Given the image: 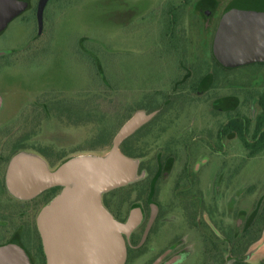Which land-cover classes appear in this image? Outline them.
<instances>
[{
	"label": "rangeland",
	"instance_id": "obj_1",
	"mask_svg": "<svg viewBox=\"0 0 264 264\" xmlns=\"http://www.w3.org/2000/svg\"><path fill=\"white\" fill-rule=\"evenodd\" d=\"M39 1L24 0L0 32V48L12 51L0 79L12 104V114L0 111V140L12 139V160L46 165L48 156L52 171L104 157L131 118L147 117L120 143L128 155L118 147L134 160L135 179L102 194L125 208L157 191L162 248L129 264H151L170 246L160 264H264V226L240 255L225 243L264 209V148L248 158L234 133L219 135L238 118L252 141L263 117L264 62L229 66L213 49L226 13L264 8V0H47L38 13ZM46 206L0 192L1 215L12 212L17 238Z\"/></svg>",
	"mask_w": 264,
	"mask_h": 264
},
{
	"label": "water",
	"instance_id": "obj_2",
	"mask_svg": "<svg viewBox=\"0 0 264 264\" xmlns=\"http://www.w3.org/2000/svg\"><path fill=\"white\" fill-rule=\"evenodd\" d=\"M46 2L40 0L38 13ZM23 4L24 0H0V26L15 17ZM213 49L229 66L264 62V8L236 7L226 13ZM146 118H131L104 157H78L52 171L37 157L12 160L6 180L15 197L31 199L48 188L61 187L37 217L46 264H123L121 233L134 223L117 222L102 205L101 196L135 179L134 160L118 147ZM0 264H29V260L19 243L11 241L0 245Z\"/></svg>",
	"mask_w": 264,
	"mask_h": 264
},
{
	"label": "flooded vegetation",
	"instance_id": "obj_3",
	"mask_svg": "<svg viewBox=\"0 0 264 264\" xmlns=\"http://www.w3.org/2000/svg\"><path fill=\"white\" fill-rule=\"evenodd\" d=\"M38 5H39V3H38ZM11 22H12V19L7 21L4 24V26H0V32L2 31V29L5 26L8 27ZM0 37H1V33H0ZM11 68H12V51H11V49H8L7 46H5L4 49L0 48V79H1V74L2 73H9L7 71H10ZM9 78H11V75H8V78L4 77L3 79H6V81H8ZM11 79L9 81H11ZM11 82H10V84H11ZM9 87L12 88V85H10ZM10 98L11 97L9 96V94L5 95L3 93V91H1V89H0V111H5L9 114H12V104L11 105L7 104V101L10 100ZM0 127H1V124H0ZM6 142L7 141H5V140H0V176H1V172L3 171V173H2V184L0 181V192L1 191H8V192L12 191L8 187L7 180H6L7 171L9 169L10 163L12 162V139L10 140L9 146H6ZM43 158L46 162L47 168H50V169L53 168L51 166L54 165L55 162L53 163L51 161L52 158L48 157V156H46V157L44 156ZM48 160L53 164L52 165L49 164ZM3 162L6 164L4 166V168H2V166H1V164ZM153 190H154V188H152V191H149L150 195L148 197V200L143 201L138 205H136L135 203L127 205V206H125V208L122 205L118 206L117 202L114 201L115 198H111V201H114L113 206L109 205L110 202L108 203V202L104 201L107 198L106 194H111L112 192H114L113 190L109 191L105 195H102V198H101L102 205L104 206V208L108 212H110V214L112 215L113 218H115L117 221L121 222L124 225L126 223L132 222V221L134 223L133 226L129 230H127L126 232H122V234H121L123 241H124V245H125L124 264H129L130 261L131 262L135 261L136 259H139L145 255H152L153 256L159 248H162L160 246L155 245V237H158L163 232L162 229L160 231H158V229L156 230L157 224L163 222L164 219H161L162 215H161V211L159 209L160 207L153 203V201H155V199H156L155 195L157 194V191H153ZM152 193H153V195H152ZM35 197H33L31 199L33 200ZM35 205H37V204H35ZM118 207H120V208L117 209ZM121 212H124V213H122V215H121L120 214ZM263 212H264V209H263L262 213H260L259 215L257 214L253 218L252 221L259 218L263 214ZM37 217L38 216L36 213L32 222H30V223L26 222V223L22 224L21 228L23 231H26L25 226H29L30 230L26 231L25 235H22V236H24L23 238H22V236H20L18 234L19 239L16 240L15 242L19 243V245L23 248V250L27 254L29 264H46L44 252H43V257L38 252V238H40V236H39V232H38V228H37ZM252 221L250 222V224L252 223ZM250 224L248 225V227L250 226ZM17 226H18V223H17L16 219H14V218L12 219V212L10 211V213L7 215H1V209H0V245L12 241V233H14V229ZM247 228L244 230V232L247 230ZM262 231H263V229H262ZM166 234H168V233H165V235ZM261 234H262V232H261ZM261 234H260V236H261ZM241 235L239 237L235 238L232 236V234H230V231L228 233H226L225 243L231 249L230 250L231 254H233V253L239 254V255L242 254L241 252H234V250L232 249L231 243L229 241V237L231 238L232 241H234V240L239 239L241 237ZM259 239H260V237H259ZM258 240H256V241H258ZM256 241H254V242H256ZM40 242H41V239H40ZM41 246H42V244H41ZM170 247L165 249V251L161 255H159L154 261L151 262V264H160L162 262V260L164 259V257H166L168 254H170L173 251V248H170ZM241 248H242V246L239 247V249H241ZM145 264H147V263H145Z\"/></svg>",
	"mask_w": 264,
	"mask_h": 264
},
{
	"label": "trees",
	"instance_id": "obj_4",
	"mask_svg": "<svg viewBox=\"0 0 264 264\" xmlns=\"http://www.w3.org/2000/svg\"><path fill=\"white\" fill-rule=\"evenodd\" d=\"M261 99H262L261 107L263 110V117L258 118V120L256 121L255 129L252 135V141L247 140L244 135V130L246 129L248 124L244 121H241L238 118L229 119L219 130V135L221 137H226L228 134L234 133L238 137V139L242 142L243 147L247 152L248 158L255 157L264 148V131L261 130L264 127V94L262 95ZM125 143L126 142H123L120 145V151L123 154L128 155V153L125 150H123V145ZM124 187H121L116 190L114 189V191L120 190ZM59 189L60 187L49 188L41 192L39 195H37L32 201L33 203L39 206L46 205L58 194ZM263 225H264V212L259 218L252 221L250 226L241 235L239 239L232 241L231 238L229 237V241L231 243L234 252H242L245 250L246 247H243V249L242 248L239 249L240 246H248L251 242L258 240L262 232ZM13 234L14 233H12V241L18 240L19 238H17L16 235ZM38 252L43 257V250H42L40 238H38Z\"/></svg>",
	"mask_w": 264,
	"mask_h": 264
},
{
	"label": "crops",
	"instance_id": "obj_5",
	"mask_svg": "<svg viewBox=\"0 0 264 264\" xmlns=\"http://www.w3.org/2000/svg\"><path fill=\"white\" fill-rule=\"evenodd\" d=\"M124 187V186H123Z\"/></svg>",
	"mask_w": 264,
	"mask_h": 264
}]
</instances>
